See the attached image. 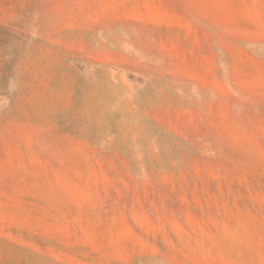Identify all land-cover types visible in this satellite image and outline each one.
<instances>
[{
	"label": "rangeland",
	"instance_id": "obj_1",
	"mask_svg": "<svg viewBox=\"0 0 264 264\" xmlns=\"http://www.w3.org/2000/svg\"><path fill=\"white\" fill-rule=\"evenodd\" d=\"M0 264H264V0H0Z\"/></svg>",
	"mask_w": 264,
	"mask_h": 264
},
{
	"label": "crops",
	"instance_id": "obj_2",
	"mask_svg": "<svg viewBox=\"0 0 264 264\" xmlns=\"http://www.w3.org/2000/svg\"><path fill=\"white\" fill-rule=\"evenodd\" d=\"M235 49L237 50V52L239 51L238 54H241V56L237 57V59H236L237 61H235L233 59V61H235V62H233L232 64H236V65H238V64H240V65H243V64H258V63L260 64V62L257 61L256 58L248 56L247 53L244 50H242L241 48H235ZM237 70H238V68H237ZM239 70H241V69H239ZM238 71L236 72V69H232V72H233L232 74L230 72L224 73L223 77L224 78L227 77L226 76L227 74L230 76L228 78H233L232 76H245V72L244 71H242V70H241V72H238ZM248 75L250 76V74H247L246 76H248ZM218 76H219V74L217 73L216 78H218ZM213 77H214V74H213Z\"/></svg>",
	"mask_w": 264,
	"mask_h": 264
}]
</instances>
